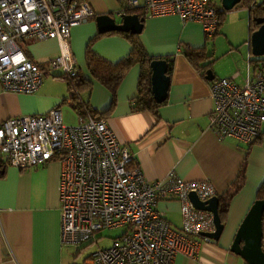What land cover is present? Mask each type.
Listing matches in <instances>:
<instances>
[{
    "label": "crops",
    "instance_id": "1",
    "mask_svg": "<svg viewBox=\"0 0 264 264\" xmlns=\"http://www.w3.org/2000/svg\"><path fill=\"white\" fill-rule=\"evenodd\" d=\"M85 1L93 14L86 21L71 25L68 38L76 69L82 77H89L85 51L89 39L97 32L93 16L114 13L117 19L110 15L118 21L124 4L122 0ZM209 1L216 9L218 5ZM261 1L239 0L226 11L217 32L208 38L199 22L182 20L177 14L145 16L138 34L146 52L154 56H172L164 102L158 107L156 116L146 110H131L129 99L136 92L138 73L135 64L121 78L114 105L101 117L106 120L115 140L125 144L133 164L147 180L165 182L170 174L186 179L206 178L215 192L222 194L239 170L243 171V181L228 202L218 238L199 240L192 257L175 252L171 264H245L228 246L264 180V126L261 125L259 134L249 143L232 136L218 138L208 126L207 113L213 104L209 84L220 76L212 63L222 55H228V61L244 60L241 43L251 53L249 6L255 8ZM258 15L256 22L264 16V9L261 8ZM15 41L25 57L43 68H47V63L58 53L54 38L27 36ZM88 46L101 57L116 61L127 53L129 42L121 34L104 33ZM185 46L202 49L206 58L199 60L198 66L205 64L203 68L197 69L187 60ZM250 58L248 67L251 69L255 64ZM261 58L264 57L253 59ZM246 63L247 59L245 73L249 69ZM208 68L212 75L209 79L204 77ZM238 72L224 76L235 81ZM58 75L56 71L45 72L39 87L29 93L3 89L0 83V120L20 114L43 113L53 106L58 107L66 125L90 117L88 113L75 111L71 103L73 93ZM79 96L97 112L105 109L110 100L109 90L96 81L79 91ZM58 172L59 163L55 157L35 166L17 168L8 164L0 153V264H76L88 253L80 256L82 248L90 242L62 245L59 241ZM155 207L171 228L179 231L178 200L160 198Z\"/></svg>",
    "mask_w": 264,
    "mask_h": 264
},
{
    "label": "built area",
    "instance_id": "2",
    "mask_svg": "<svg viewBox=\"0 0 264 264\" xmlns=\"http://www.w3.org/2000/svg\"><path fill=\"white\" fill-rule=\"evenodd\" d=\"M141 5L147 15L174 13L200 23L205 38L217 29V14L209 0H123ZM85 0H0V83L14 92H33L45 72L73 74L69 27L91 16ZM54 38L58 53L47 68L23 55L17 39ZM248 67V57H246ZM246 70L242 84L218 76L209 84L213 104L209 128L218 138L253 141L264 122V59ZM0 153L17 168L55 157L59 163L57 193L59 241L81 245L95 240L102 228L122 227L107 246L96 247L76 264H171L175 252L192 257L202 234L214 230L212 213L197 208L198 200L216 195L206 178L169 175L167 181L147 180L125 146L109 131L103 118L66 125L53 106L43 113L20 114L0 120ZM179 202V231L155 207L158 199Z\"/></svg>",
    "mask_w": 264,
    "mask_h": 264
},
{
    "label": "trees",
    "instance_id": "3",
    "mask_svg": "<svg viewBox=\"0 0 264 264\" xmlns=\"http://www.w3.org/2000/svg\"><path fill=\"white\" fill-rule=\"evenodd\" d=\"M217 5L218 6H216V14H217V29H218V27L222 24L224 20V15L226 11H228L229 9H223L220 3ZM246 5H248V3ZM252 6L253 5L249 6V17H248L249 32L252 31L258 25L256 22V18L259 16L258 13L261 11V8L264 9V0L257 3V6H255V8H253ZM259 7L261 8L258 9ZM122 9L124 12L126 11L128 13L137 14L138 17L142 18V21L145 16H148L145 8L141 5L131 6V7L123 5ZM216 32L217 31H215L214 34ZM104 33H118L124 36L129 42V49L127 53L116 61H109L101 57L97 53L93 52L89 48L88 44L91 43L96 37ZM138 33L139 32H130V31L115 30V29L107 30L104 32L97 31L92 36V38L89 39L85 51V65L89 73V77H82L76 68L73 74L59 73L58 76L65 80L67 88H69L73 93L71 96V103L76 112H78L79 114L88 113L90 116L88 118L104 117L106 113L110 111V109L115 103L116 88L121 78L123 77L125 72L129 69L130 66L136 64L138 67V73L136 78V92L129 99L130 108L131 110H146L155 116L157 115V109L164 102V99L161 101H156L152 96L151 82H150L151 71H150L149 63L153 59H164L166 62L165 73L169 76V72L172 64V56L170 55L154 56L148 54L139 39ZM184 49H185L184 50L185 57L189 62L195 65V68L199 69L205 66V64L200 65V67L198 66V61L206 58L202 49L193 48L189 46H185ZM249 61H253L255 63L257 60L250 58ZM93 81H96L102 84L104 87H106L109 90V95H110L108 106L102 111H98V112L95 111L93 108H91L88 104H86V102H83L81 97L79 96V91L89 88L93 83ZM242 181H243V171L241 169L239 170L238 175L228 186V188L222 194H217V214L220 222L224 218L225 212L227 210L228 202L232 194L236 192L237 189H239ZM256 196L257 197L264 196V180L259 184L256 190Z\"/></svg>",
    "mask_w": 264,
    "mask_h": 264
},
{
    "label": "water",
    "instance_id": "4",
    "mask_svg": "<svg viewBox=\"0 0 264 264\" xmlns=\"http://www.w3.org/2000/svg\"><path fill=\"white\" fill-rule=\"evenodd\" d=\"M219 1L223 9H230L239 0ZM93 18L98 32L112 29L139 32L142 25V18L135 13H120L118 21L108 12L95 13ZM257 22L259 25L249 35L250 52L254 55L264 53V16ZM149 67L152 96L156 101H161L165 98L169 81V76L165 73L166 62L164 59H153ZM204 73L205 78H211L209 68L205 69ZM189 198L195 207L211 211L214 230L202 234L217 239L223 226L217 214V196L198 200L194 193L190 192ZM228 249L241 257L246 264H264V196L253 199L238 224Z\"/></svg>",
    "mask_w": 264,
    "mask_h": 264
},
{
    "label": "rangeland",
    "instance_id": "5",
    "mask_svg": "<svg viewBox=\"0 0 264 264\" xmlns=\"http://www.w3.org/2000/svg\"><path fill=\"white\" fill-rule=\"evenodd\" d=\"M214 3L218 4L219 0H212ZM111 15H113L114 17H116L117 15H115L114 13H110ZM237 16V15H235ZM118 17H116L117 19ZM219 35V34H218ZM208 43H210V40H208ZM241 45V50H242V54L243 57L242 59L244 60H230L228 61V55H222L221 57L215 59L213 61V68L215 71V73L217 75L220 76H224V75H230L232 74L234 71L238 70V75L235 78V81L237 84H242V80L241 78L244 76L245 74V59L246 57H251V58H255V57H264V54L261 55H253L251 53H248L246 51V47L243 45V43L240 44ZM220 45H218L219 47ZM230 72V73H229ZM229 73V74H228ZM227 77V76H226ZM262 126H264V122L262 123ZM123 228L122 227H116V228H102L98 231H96L94 233V236L96 237L95 240H90L89 244L85 245L82 250H81V254L80 256H83L82 254L96 248V247H103V246H107L111 243L113 237H115L116 235L120 234V232H122ZM86 256V255H85ZM84 256V257H85ZM80 258V257H79Z\"/></svg>",
    "mask_w": 264,
    "mask_h": 264
}]
</instances>
